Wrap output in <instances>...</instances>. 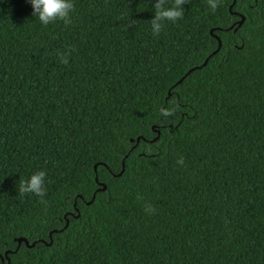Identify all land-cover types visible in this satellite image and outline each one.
Returning a JSON list of instances; mask_svg holds the SVG:
<instances>
[{
  "label": "trees",
  "instance_id": "1",
  "mask_svg": "<svg viewBox=\"0 0 264 264\" xmlns=\"http://www.w3.org/2000/svg\"><path fill=\"white\" fill-rule=\"evenodd\" d=\"M154 2L0 0V264H264V0Z\"/></svg>",
  "mask_w": 264,
  "mask_h": 264
},
{
  "label": "clouds",
  "instance_id": "2",
  "mask_svg": "<svg viewBox=\"0 0 264 264\" xmlns=\"http://www.w3.org/2000/svg\"><path fill=\"white\" fill-rule=\"evenodd\" d=\"M31 4L32 15L40 22L41 25L47 26L56 21H62L65 26L70 25L71 16L70 13L74 10V4L72 0H28ZM169 0H155L153 9L155 10L154 18L149 22L152 34L159 36L164 23L171 22L176 23L183 17L185 4H188L190 0H172L171 5L166 7ZM210 9L214 12L219 6V0H207ZM135 21L131 24L134 25ZM131 26V25H130ZM71 49L67 53L59 54L60 62L67 64V56L70 55ZM175 109H161V114L164 116H171L174 114ZM178 164L183 165V158L177 161ZM46 173L39 171L31 175L28 180H22L18 186V193L21 197L26 194H34L40 197V203L46 204L43 197L46 195V189L44 186V179ZM150 209L146 208V211ZM154 211V209H152Z\"/></svg>",
  "mask_w": 264,
  "mask_h": 264
},
{
  "label": "water",
  "instance_id": "3",
  "mask_svg": "<svg viewBox=\"0 0 264 264\" xmlns=\"http://www.w3.org/2000/svg\"><path fill=\"white\" fill-rule=\"evenodd\" d=\"M239 23H240V22H239ZM205 61H206V60H205ZM205 61L203 62V64L205 63ZM122 169H123V167L121 168V171H122ZM99 186H100L101 190L104 189V185H103V184H99ZM65 225H66V222H65ZM65 225H64V226H65ZM21 242H23L22 239H17V246H18ZM24 244H26V243L24 242Z\"/></svg>",
  "mask_w": 264,
  "mask_h": 264
}]
</instances>
